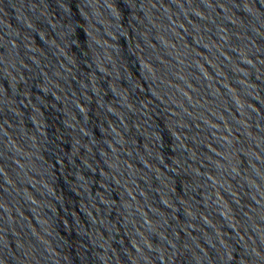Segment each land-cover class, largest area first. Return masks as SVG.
<instances>
[{
	"label": "water",
	"instance_id": "95a60500",
	"mask_svg": "<svg viewBox=\"0 0 264 264\" xmlns=\"http://www.w3.org/2000/svg\"><path fill=\"white\" fill-rule=\"evenodd\" d=\"M0 264H264V0H0Z\"/></svg>",
	"mask_w": 264,
	"mask_h": 264
}]
</instances>
